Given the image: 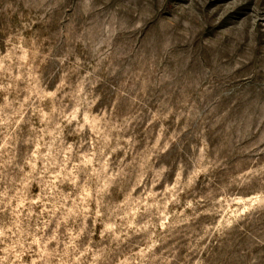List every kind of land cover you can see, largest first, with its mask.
<instances>
[{
    "label": "rangeland",
    "instance_id": "1",
    "mask_svg": "<svg viewBox=\"0 0 264 264\" xmlns=\"http://www.w3.org/2000/svg\"><path fill=\"white\" fill-rule=\"evenodd\" d=\"M0 264H264V0H0Z\"/></svg>",
    "mask_w": 264,
    "mask_h": 264
}]
</instances>
